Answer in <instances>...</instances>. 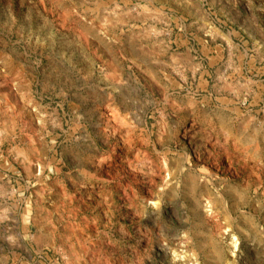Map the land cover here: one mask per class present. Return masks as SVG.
<instances>
[{
  "label": "rangeland",
  "instance_id": "rangeland-1",
  "mask_svg": "<svg viewBox=\"0 0 264 264\" xmlns=\"http://www.w3.org/2000/svg\"><path fill=\"white\" fill-rule=\"evenodd\" d=\"M0 264H264V0H0Z\"/></svg>",
  "mask_w": 264,
  "mask_h": 264
},
{
  "label": "bare ground",
  "instance_id": "bare-ground-1",
  "mask_svg": "<svg viewBox=\"0 0 264 264\" xmlns=\"http://www.w3.org/2000/svg\"><path fill=\"white\" fill-rule=\"evenodd\" d=\"M193 127H192V124L189 126V129H192ZM197 132L198 133H202L203 132V130H202V128H200V127H198L197 128ZM184 135H185V133H184ZM190 136H192V134H190ZM209 208H211L212 207V205H210V206H208Z\"/></svg>",
  "mask_w": 264,
  "mask_h": 264
}]
</instances>
